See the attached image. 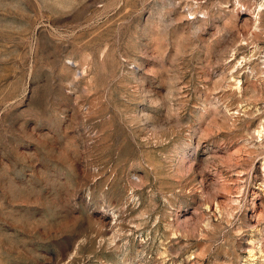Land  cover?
I'll list each match as a JSON object with an SVG mask.
<instances>
[{"label":"rangeland","instance_id":"374dc122","mask_svg":"<svg viewBox=\"0 0 264 264\" xmlns=\"http://www.w3.org/2000/svg\"><path fill=\"white\" fill-rule=\"evenodd\" d=\"M0 264H264V0H0Z\"/></svg>","mask_w":264,"mask_h":264}]
</instances>
